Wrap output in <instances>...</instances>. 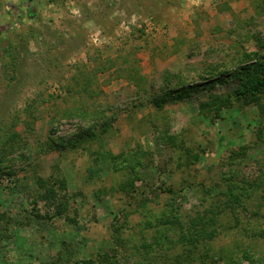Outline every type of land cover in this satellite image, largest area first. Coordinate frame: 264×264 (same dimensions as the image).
Wrapping results in <instances>:
<instances>
[{
	"label": "rangeland",
	"instance_id": "374dc122",
	"mask_svg": "<svg viewBox=\"0 0 264 264\" xmlns=\"http://www.w3.org/2000/svg\"><path fill=\"white\" fill-rule=\"evenodd\" d=\"M258 37L264 0H0V264L263 261Z\"/></svg>",
	"mask_w": 264,
	"mask_h": 264
},
{
	"label": "trees",
	"instance_id": "16d2710c",
	"mask_svg": "<svg viewBox=\"0 0 264 264\" xmlns=\"http://www.w3.org/2000/svg\"><path fill=\"white\" fill-rule=\"evenodd\" d=\"M258 43H259V47H258V51L253 53L251 56L244 54V58L248 59L247 62L245 63V65L243 66L244 68H241L243 72L238 71L241 74H245V78H246V84H245V88H246V92L247 93H251V95H255L258 94V92L261 91V87L264 86V55L260 53V50L264 51V38L258 37ZM214 69V68H213ZM237 74V73H236ZM236 77V76H234ZM199 89V85L195 84V85H186L184 87H181L180 90H178V96L175 94V92L173 90H165L163 91V93L160 96H157L156 98H153V104L161 109L164 105H166L169 101L176 99L177 97L179 99H186L187 97H189L194 91H197ZM174 95V96H173ZM242 96H244V92L243 94H241ZM175 97V98H174ZM84 115V114H83ZM101 117H105V122H109V118L108 116H105L104 113H100L97 117H95L92 121L94 122L93 128L94 126H97L98 124V120L99 118L101 119ZM103 122V125L104 123ZM106 125V123H105ZM93 128H89V130H87V134L86 136L88 137V139H95L96 136L98 137V132L97 134H95ZM77 138L75 139V141H78L81 136H83L82 133H79L76 135ZM73 142L72 141H68L67 144L66 143H62V142H58L55 139H53L52 137H50V139L44 144V146L40 147V152L41 153H46L48 151H51L54 148L57 147H67V145H72ZM172 223L176 224L177 222L174 221V219L171 220ZM179 223H181V221H179ZM195 224L192 223L190 224V226L188 227V230H180V240L182 242L188 243L189 241H194V239L196 241L199 240V238H194L195 233H193L192 229H195ZM214 232H209V236H213ZM248 261L250 262V264H264V260H259V259H254L251 256H247ZM229 264V263H228Z\"/></svg>",
	"mask_w": 264,
	"mask_h": 264
}]
</instances>
